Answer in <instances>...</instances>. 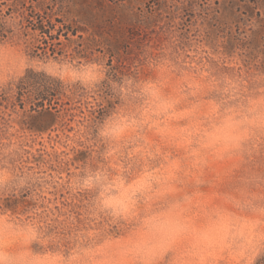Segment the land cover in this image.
<instances>
[{
  "label": "clouds",
  "instance_id": "1",
  "mask_svg": "<svg viewBox=\"0 0 264 264\" xmlns=\"http://www.w3.org/2000/svg\"><path fill=\"white\" fill-rule=\"evenodd\" d=\"M221 23L191 38L173 24L120 73L96 56L38 59L9 26L0 91L38 74L111 106L78 129L63 208L23 163V135L2 134L0 264H264V45L249 48L264 20L242 19L231 48ZM29 192L28 207L5 203Z\"/></svg>",
  "mask_w": 264,
  "mask_h": 264
},
{
  "label": "rangeland",
  "instance_id": "2",
  "mask_svg": "<svg viewBox=\"0 0 264 264\" xmlns=\"http://www.w3.org/2000/svg\"><path fill=\"white\" fill-rule=\"evenodd\" d=\"M13 1L0 3L12 5ZM37 2H44L42 11ZM206 3H214L218 10L206 12ZM23 4L14 8L10 26L19 22L20 35L32 56L101 57L116 73L127 71L140 48L147 42L158 43L163 30L173 24L191 38L194 26L203 23L214 36L224 29L221 20L229 17L233 24L226 43L231 48L239 43L237 25L242 19L264 20V0H26ZM36 25H40L38 30ZM41 26L49 36L41 32ZM260 45H264V30L257 33L249 48ZM110 106V101L100 105L78 90L65 91L38 74H29L10 91H0V138L5 131L18 130L23 135V163L50 178L52 189L44 199L53 207L71 204L59 182L84 159L78 129L85 121L102 117ZM30 196V192L23 193L5 203L13 209L28 207Z\"/></svg>",
  "mask_w": 264,
  "mask_h": 264
},
{
  "label": "trees",
  "instance_id": "3",
  "mask_svg": "<svg viewBox=\"0 0 264 264\" xmlns=\"http://www.w3.org/2000/svg\"><path fill=\"white\" fill-rule=\"evenodd\" d=\"M25 1L26 0H14L12 5L6 4V2L0 3V39L8 38L10 20H13L15 18L14 13H16L15 12L16 10H14V8L16 9L17 7H21L20 5L21 4L24 5L23 3H25ZM37 5H38V9L42 11L44 8V2L40 4H38L37 2ZM39 15L41 16V14ZM36 27H37L36 29L38 30L40 25H36ZM25 29H27L26 26ZM41 32H43L44 34L48 33L49 36V32L44 26H41ZM28 33H29L28 31H24L25 35Z\"/></svg>",
  "mask_w": 264,
  "mask_h": 264
}]
</instances>
